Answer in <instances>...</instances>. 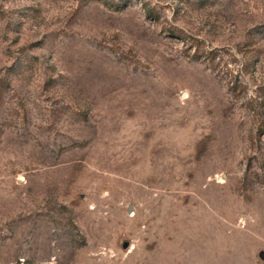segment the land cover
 <instances>
[{
  "label": "rangeland",
  "instance_id": "rangeland-1",
  "mask_svg": "<svg viewBox=\"0 0 264 264\" xmlns=\"http://www.w3.org/2000/svg\"><path fill=\"white\" fill-rule=\"evenodd\" d=\"M0 264H264V0H0Z\"/></svg>",
  "mask_w": 264,
  "mask_h": 264
},
{
  "label": "trees",
  "instance_id": "trees-1",
  "mask_svg": "<svg viewBox=\"0 0 264 264\" xmlns=\"http://www.w3.org/2000/svg\"><path fill=\"white\" fill-rule=\"evenodd\" d=\"M143 10L147 18H150L153 21L158 20L159 17L155 14L154 10L149 8L148 5H143ZM170 33V31H169ZM172 34V33H171ZM188 44V48L193 50L191 59L200 60L212 69L217 64L216 60L219 62L224 61L223 55L224 50L221 48L207 47L202 42L198 41V39H190Z\"/></svg>",
  "mask_w": 264,
  "mask_h": 264
}]
</instances>
